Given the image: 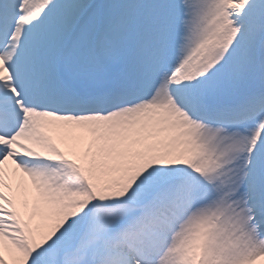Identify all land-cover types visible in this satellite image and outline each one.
Here are the masks:
<instances>
[{
  "label": "snow or ice",
  "instance_id": "6c2138e0",
  "mask_svg": "<svg viewBox=\"0 0 264 264\" xmlns=\"http://www.w3.org/2000/svg\"><path fill=\"white\" fill-rule=\"evenodd\" d=\"M0 264H264V0H0Z\"/></svg>",
  "mask_w": 264,
  "mask_h": 264
}]
</instances>
